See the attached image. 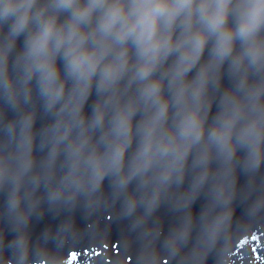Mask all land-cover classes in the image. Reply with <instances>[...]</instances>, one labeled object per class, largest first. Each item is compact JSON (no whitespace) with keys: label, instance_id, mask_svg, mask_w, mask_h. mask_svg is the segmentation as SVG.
<instances>
[{"label":"clouds","instance_id":"1","mask_svg":"<svg viewBox=\"0 0 264 264\" xmlns=\"http://www.w3.org/2000/svg\"><path fill=\"white\" fill-rule=\"evenodd\" d=\"M38 109L50 122L37 131ZM262 166L264 0H0V219L15 233L7 244L0 233V264H29L42 202L108 200L140 244L136 264H160L162 204L178 216L161 242L168 255L198 226L185 264L230 225L237 169L255 178ZM262 209L264 196L248 213Z\"/></svg>","mask_w":264,"mask_h":264},{"label":"water","instance_id":"2","mask_svg":"<svg viewBox=\"0 0 264 264\" xmlns=\"http://www.w3.org/2000/svg\"><path fill=\"white\" fill-rule=\"evenodd\" d=\"M22 47L23 37L17 41L15 52L9 59L10 71L12 59ZM193 74L194 71L190 76ZM223 84L225 87L229 85L227 77ZM94 99L93 92L85 106V111L89 114ZM215 111L216 107L213 105L212 113ZM14 115L10 110L6 112L7 119L14 118ZM49 122L38 109L35 129L38 131ZM34 155L39 160L44 153L36 150ZM212 167L215 168L216 164L213 163ZM237 175L230 225L219 234L214 245L201 246L200 255L187 259L185 264H264V209L255 215L248 213L251 204L264 196V166L255 178L245 175L239 169ZM189 180L190 176L185 179L184 188H187ZM104 189L107 194V181ZM40 194L42 190L38 192ZM5 198L6 192H0V208L3 207ZM205 203V197L201 194L192 206L194 213L198 215ZM119 212L120 203L113 204L110 200L92 209H86L81 202L74 208L61 207L53 210L42 202L38 208L39 217L34 214L27 228L30 237L29 264H45L47 255L51 254L67 259L69 264H136L140 244L135 233H129L128 222L119 219ZM153 219L158 220L162 226L160 241L156 243L160 264H181V257L188 256L197 243L198 226L194 227L191 238L180 255L172 257L163 250L161 242L169 229L178 222V216L167 204H162ZM69 223L70 228L61 230L63 225ZM0 233L4 236L5 244L14 238L15 233L6 219H0ZM45 234L48 235L47 240ZM126 240L130 241L127 249ZM4 255H9L7 248Z\"/></svg>","mask_w":264,"mask_h":264}]
</instances>
